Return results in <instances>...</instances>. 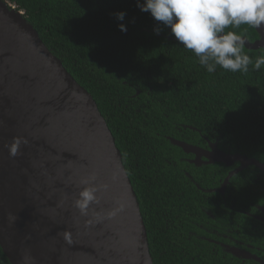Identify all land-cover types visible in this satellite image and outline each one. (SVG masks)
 <instances>
[{
  "label": "trees",
  "instance_id": "trees-1",
  "mask_svg": "<svg viewBox=\"0 0 264 264\" xmlns=\"http://www.w3.org/2000/svg\"><path fill=\"white\" fill-rule=\"evenodd\" d=\"M9 1L25 11L51 51L93 95L138 195L154 264H173L182 252L173 259L175 244L189 242L186 234L166 229L184 220V199H201L205 182L201 173L174 164L185 153L168 137L195 142L202 132L225 151L264 160V68L207 72L137 0ZM120 11L126 12L123 21L115 16ZM235 31L252 42L259 38L247 25ZM244 51L253 60L264 55L262 48ZM206 168L209 173L212 167ZM188 258H182L184 264ZM0 264H12L1 245Z\"/></svg>",
  "mask_w": 264,
  "mask_h": 264
},
{
  "label": "water",
  "instance_id": "water-1",
  "mask_svg": "<svg viewBox=\"0 0 264 264\" xmlns=\"http://www.w3.org/2000/svg\"><path fill=\"white\" fill-rule=\"evenodd\" d=\"M257 31L253 42L244 36L245 46L264 50V26ZM168 138L187 153L203 151ZM89 186L98 189V202L82 215L75 201ZM0 245L12 264H154L139 198L106 118L9 0H0Z\"/></svg>",
  "mask_w": 264,
  "mask_h": 264
},
{
  "label": "flooded vegetation",
  "instance_id": "flooded-vegetation-1",
  "mask_svg": "<svg viewBox=\"0 0 264 264\" xmlns=\"http://www.w3.org/2000/svg\"><path fill=\"white\" fill-rule=\"evenodd\" d=\"M200 134L201 139L184 142L203 151L196 154L182 150L185 154L174 163L180 162L201 173L205 186L201 187V199H184L187 203L181 209L184 220L178 219L179 223L166 229L186 234L189 242L175 244L173 259L180 253L178 250L182 252L173 264H184L182 258L189 256L186 264H264V160L225 151L217 139ZM213 144L227 155L220 157L214 153ZM243 156L257 159L259 164L243 165ZM208 166L212 167L209 173Z\"/></svg>",
  "mask_w": 264,
  "mask_h": 264
},
{
  "label": "clouds",
  "instance_id": "clouds-1",
  "mask_svg": "<svg viewBox=\"0 0 264 264\" xmlns=\"http://www.w3.org/2000/svg\"><path fill=\"white\" fill-rule=\"evenodd\" d=\"M137 7L148 12L152 18L166 28L172 35L198 58L199 65L213 73L217 68L227 72L247 73L264 68V55L255 60L245 53V38L235 31L242 25L254 29L264 26V0H137ZM117 20L123 21L126 12L115 13ZM127 32V25H118ZM233 29L227 30L226 29ZM159 35L161 28H154ZM19 140L10 147L15 155ZM89 184L88 180L82 181ZM95 186L85 187L75 201V207L82 215H87L90 205L98 202Z\"/></svg>",
  "mask_w": 264,
  "mask_h": 264
},
{
  "label": "rangeland",
  "instance_id": "rangeland-1",
  "mask_svg": "<svg viewBox=\"0 0 264 264\" xmlns=\"http://www.w3.org/2000/svg\"><path fill=\"white\" fill-rule=\"evenodd\" d=\"M14 5V4H13Z\"/></svg>",
  "mask_w": 264,
  "mask_h": 264
}]
</instances>
